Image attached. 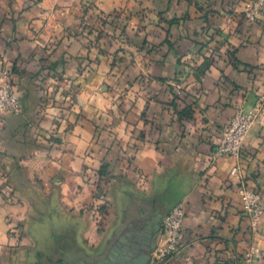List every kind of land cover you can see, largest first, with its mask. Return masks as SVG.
Instances as JSON below:
<instances>
[{"label": "crops", "instance_id": "1", "mask_svg": "<svg viewBox=\"0 0 264 264\" xmlns=\"http://www.w3.org/2000/svg\"><path fill=\"white\" fill-rule=\"evenodd\" d=\"M250 2L41 0L29 5L26 0H0V62L19 67L11 80L23 105L20 115L0 116V151L9 158L29 156L24 161L43 162L50 174L70 168L94 172L87 165L99 167L107 161L112 172L107 191L113 204L100 227L92 215L97 205L87 184L68 197L66 206L68 214L81 220L82 242L70 229L61 230L53 217V224L39 225L36 231L25 228L19 246L11 247L8 215H26L29 208L8 209L0 194V264H34L33 251L42 250L40 244L46 246L39 253L43 264H246L243 258L252 246L263 253L254 264H264V217L253 229L238 191L245 175L264 198V9L250 21L244 15ZM90 5L113 24L106 25L110 33L125 29L131 37H147L156 45L144 65L147 92L125 96L123 110L115 112L125 118L113 126H106V116L117 117L105 110V94L95 90L104 82L105 61H98L91 75L87 71L72 80L81 85L75 99L57 95V104L70 106L64 112L58 107L53 111V99H43L40 87L45 64L53 67V61H60L69 75L77 72L75 55L88 50L84 28L77 25ZM207 21L222 25L228 40L219 45L218 57L199 81L190 72L187 54L196 51L195 40ZM49 41L55 45L47 48ZM171 84L190 91L181 97L195 101L192 118L178 119L170 104ZM240 109L258 115L242 157L214 159L222 132ZM53 112L63 116L55 130ZM143 113L156 128L144 122ZM53 133L58 141L45 138ZM236 165L241 167L240 177L231 174ZM178 202L186 205L179 250L159 261L162 220ZM133 219H141L134 239L122 238ZM118 239L123 248L108 258V248Z\"/></svg>", "mask_w": 264, "mask_h": 264}, {"label": "rangeland", "instance_id": "2", "mask_svg": "<svg viewBox=\"0 0 264 264\" xmlns=\"http://www.w3.org/2000/svg\"><path fill=\"white\" fill-rule=\"evenodd\" d=\"M26 1L31 5L41 0ZM254 1L255 0H251L247 7L254 3ZM95 8L96 7L93 5L87 7L84 21L77 25L79 26V30L81 27L84 28L83 34L87 35L88 41L83 40L82 37L78 38V40H83L88 50L85 51L84 54L75 55L79 67L74 76L69 75L65 69H61V65L58 64L60 61H53V67L51 63L45 64L46 71L43 74L40 73L42 78H40V80L38 78V80L42 81L44 84H40L42 85L40 87L41 90H43V99H47L46 97L53 99V109L54 107H58L61 112H64L70 106L64 103L57 104L59 100V98L57 99V95H72V98L75 99L81 85L73 84L72 80L76 77L81 78V76H85L87 71L91 75L92 72L97 70L98 61H105V71H103V78L101 79L104 82H101L100 87H96L95 90L105 94V110L109 112V114L113 112L117 117L115 119L113 116H106V126H113L119 119L125 118V115L115 113L116 111L121 112L123 110L122 105L124 101L122 99L125 96L127 97L131 92L142 94L147 92L148 87L146 84L149 83V78H147L149 75L144 65L149 63L148 57L156 50V45L147 37H141L139 39L131 37V34L125 29L117 34L110 33L108 30L109 28L106 27L107 24L111 23L109 22L110 20H108V18H103L101 13ZM60 15L65 17L66 13L61 12ZM86 15H89V17L85 18ZM244 15L246 17L245 11ZM177 20L178 19H174L172 22L175 23ZM64 25L62 26L64 27ZM111 25L113 24L111 23ZM223 28L222 25L218 24L213 26L207 21L202 32L199 31L198 38L195 40L196 51H191L187 54L188 64L192 67L190 72H193L199 81L202 80V76L206 72L208 65L218 57L220 50H217V48H220L219 45L225 44L228 40L227 37L223 36ZM136 29L137 28H134V30ZM200 34L202 35L200 36ZM48 45L54 46L55 41H49L47 48ZM61 62L65 63L66 60L63 59ZM136 67H138V69ZM0 69L8 71L9 80L13 85V80H11L12 72L18 74L19 67L14 66L12 69L8 68L4 61L0 62ZM50 77L52 80H50ZM169 86L171 95L173 96L170 104L173 106L178 119L185 120L188 118L181 115V111L184 110H188V112L191 113L190 118H192L194 116L195 101L192 100L188 102L181 97V95H190V91H187L186 87L183 86L179 88L176 84H171ZM193 95L196 97L195 93ZM127 105H129V103H127ZM48 106L49 104L44 108L47 109ZM53 111H56V109ZM144 115L145 113H143L142 117L144 122H147V124L149 123L150 127L156 128L152 119H146ZM60 119H63V116L53 112V130H55L56 127H60L63 123ZM56 123L58 124L54 127ZM142 136L143 138L145 137L144 134ZM45 138L53 141H58V139H60L55 133H53L51 137L45 135ZM108 148L110 150L112 149V147L109 146ZM27 157L9 158L5 153L0 151V194L2 195L5 206L8 209L29 208L26 215H18V217H15L13 214L8 215L7 222H9L10 226L9 237L11 247H16V245L19 246L22 237L29 228L36 231L37 229H35V227L39 225L50 221V223L53 224V217L61 226V230L64 228L70 229L71 233H74V236L82 242L80 232L83 225L81 224V220H79L76 215L72 216L68 214L66 206L70 205L67 201V199H69L68 197H74L82 190V187H86L85 185L87 184L92 187L93 198L95 200L94 205H97L95 207L96 212L92 213V215L96 223L100 227H103L104 212L109 214L107 208L109 206L113 207L109 191H107L112 177L109 162L103 161V164L99 167L87 165V167H90L94 172L87 173L85 170L82 173L76 169L70 168L69 170H59L58 172L50 174L49 167L45 163L42 162L41 164L33 161L26 162L23 158L28 159ZM104 165L107 167L106 173L102 171ZM137 191L138 196H141L139 195V192H141L139 188ZM121 204L124 206L127 205L125 201ZM25 228L27 229L26 231ZM19 234L22 235L20 240ZM39 247L42 250L33 251L32 256H36L33 257L36 264H43V261L40 259V254L46 250V246L40 244Z\"/></svg>", "mask_w": 264, "mask_h": 264}, {"label": "built area", "instance_id": "3", "mask_svg": "<svg viewBox=\"0 0 264 264\" xmlns=\"http://www.w3.org/2000/svg\"><path fill=\"white\" fill-rule=\"evenodd\" d=\"M264 9V0H255L246 8V18L255 21L257 14ZM23 112L21 93L9 80L8 71L0 69V116L5 114L20 115ZM254 110L245 112L238 110L229 125L222 132L220 141L213 153V158L230 156L240 159L245 150V139L257 120ZM231 174L241 175V167L236 165ZM239 195L244 212L250 217L253 229H257L264 217V198L262 190L249 177L243 175L239 185ZM186 205L184 202L176 204L162 220L163 243L156 250V257L160 261L175 254L179 250L180 238L183 231ZM263 256L258 246H252L244 255L246 264H254Z\"/></svg>", "mask_w": 264, "mask_h": 264}, {"label": "flooded vegetation", "instance_id": "4", "mask_svg": "<svg viewBox=\"0 0 264 264\" xmlns=\"http://www.w3.org/2000/svg\"><path fill=\"white\" fill-rule=\"evenodd\" d=\"M141 219H133V220H131V223L128 225L127 229L122 233V238L127 239V240L134 239L135 230L137 228H140L139 225H141L140 224ZM119 244L121 245V240L120 239L116 240L114 243H112L110 245V247L108 248V251L106 253L107 257L108 256L109 257H111V256L115 257V253L117 254L118 249H121V247L123 248V244L121 246ZM64 252H66L65 249H64ZM99 264H101V262ZM107 264H109V263H107ZM110 264H113V263H110Z\"/></svg>", "mask_w": 264, "mask_h": 264}, {"label": "trees", "instance_id": "5", "mask_svg": "<svg viewBox=\"0 0 264 264\" xmlns=\"http://www.w3.org/2000/svg\"><path fill=\"white\" fill-rule=\"evenodd\" d=\"M181 112H182V114H181L182 116H185V117H188V118L191 117V113H189L188 110H184V111H181ZM102 171H103L104 173H106V171H107V167H106V165L103 166V170H102ZM161 228H162V225H161ZM19 236H20V237H19V240H20L22 235L19 234Z\"/></svg>", "mask_w": 264, "mask_h": 264}]
</instances>
